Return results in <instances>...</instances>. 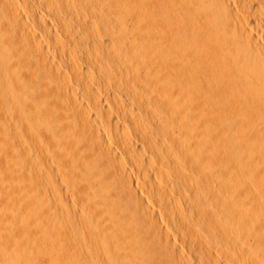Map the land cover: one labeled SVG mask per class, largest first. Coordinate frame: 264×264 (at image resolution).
<instances>
[{
	"label": "bare ground",
	"instance_id": "6f19581e",
	"mask_svg": "<svg viewBox=\"0 0 264 264\" xmlns=\"http://www.w3.org/2000/svg\"><path fill=\"white\" fill-rule=\"evenodd\" d=\"M0 23V136L37 152L0 189V264H264V0H0ZM38 205L68 256L18 254L8 207Z\"/></svg>",
	"mask_w": 264,
	"mask_h": 264
},
{
	"label": "rangeland",
	"instance_id": "374dc122",
	"mask_svg": "<svg viewBox=\"0 0 264 264\" xmlns=\"http://www.w3.org/2000/svg\"><path fill=\"white\" fill-rule=\"evenodd\" d=\"M43 13L45 14H50L48 11H46L45 9L42 10ZM40 11V12H42ZM47 14V16L49 17V15ZM51 18L53 17V15L51 14L50 16ZM37 20L34 19V22L36 21V23H34V26L35 28L38 30V31H42L46 25L45 23H43V21H39L40 19H38V17H35ZM50 22V20H47ZM47 23V24H50V23ZM1 24V23H0ZM44 24V25H43ZM49 35V34H48ZM8 40V39H7ZM9 41V40H8ZM8 41H6L8 43ZM6 43V45H7ZM9 44V43H8ZM19 97V96H17ZM17 97H10L9 100L12 102H14L13 104L15 103H18V102H21L20 100L18 101V99L20 98H17ZM2 98V97H0ZM13 98H17V100L15 101ZM11 102V103H12ZM21 104V103H19ZM3 111H2V107H0V116L3 115L2 114ZM32 127H29L27 130L28 132L30 131ZM36 128H38L37 130L40 131V128L35 126V130H34V126L33 128L31 129V131H35V134L38 132L36 130ZM17 131H15L12 135L15 137L17 135L16 133ZM33 135H34V132L31 133V135H28L27 137V141L28 143H24L22 145H25L26 149L24 148V146L20 145L21 147H23L22 149L20 148V146H18V144L15 146V145H12V144H9V141H11V139L9 137H4V136H0V189H4L6 194L9 195V196H14L16 195L15 192L17 190V187L19 184H22V180L23 178L25 177V174L26 176H30V170H28V167L27 168H24L25 165H26V162L28 163V161L30 160L29 159V156L32 154V153H37L35 152L34 146H32L34 144V140H33ZM31 136V137H30ZM2 137V138H1ZM32 138V139H31ZM7 139V140H6ZM6 140V141H5ZM5 141V142H4ZM5 146H3L2 144ZM55 144L53 145V147H55ZM8 145H12V146H8ZM14 146V147H13ZM18 146V147H17ZM12 147V148H11ZM5 148V149H4ZM19 148V149H18ZM57 148V147H55ZM9 150V151H7ZM20 150V152H19ZM31 150V151H30ZM11 151V152H10ZM25 151V152H24ZM31 154H29V153ZM21 153V154H19ZM7 154V155H6ZM13 154V155H12ZM16 154V155H15ZM29 154V156H28ZM12 155V156H11ZM37 155V154H36ZM38 155L41 156L42 155V158L43 159L45 157L46 159V152H39L38 151ZM20 156V157H19ZM22 156V157H21ZM29 159H27L26 158ZM3 157V158H2ZM25 157V158H24ZM17 158V159H16ZM9 159V160H8ZM21 159V160H20ZM6 160V161H5ZM13 160V162H12ZM27 160V161H26ZM44 160V159H43ZM5 161V162H4ZM22 161V162H20ZM25 162V163H24ZM3 163V164H2ZM6 163V165H5ZM11 163V164H10ZM18 165V166H17ZM23 165V166H22ZM19 167V168H18ZM23 167V168H22ZM30 171V172H29ZM23 175V176H22ZM14 176V177H13ZM36 177V175H35ZM10 178V179H9ZM12 178V179H11ZM26 178V177H25ZM37 178V177H36ZM20 179V180H19ZM27 179V178H26ZM29 179V178H28ZM7 180V181H6ZM36 183L39 185V181H38V178L35 179V183L30 185L29 188L31 187L33 189V187L35 189H37V185ZM8 184V185H7ZM3 187V188H2ZM11 187V188H10ZM16 187V188H15ZM7 188V189H6ZM13 188V189H12ZM7 190V191H6ZM15 190V191H14ZM24 190V189H23ZM28 190V189H27ZM14 191V192H13ZM34 190L31 191L30 189V193H32ZM12 192V193H11ZM38 191H34L30 196L31 198L33 197H37L38 195ZM35 194V195H34ZM33 196V197H32ZM49 203V202H48ZM55 205V204H54ZM44 206V207H43ZM43 206H33L31 207L30 209H26V210H23V211H20V213L18 212L17 213V210L14 211V209L12 208V206H9L8 210L7 211V214H6V217L9 221H12L15 223L16 225V230H15V236L16 238H20L18 239V242L19 244H21L18 248V254H35L33 253V249H36L35 252H37L36 254H40V252H42L41 254H55L57 256H59V258H63V257H66L68 256L69 254H67V242H58L55 240L56 238V235H57V232L59 231V225L56 224L55 222V218L53 217L52 214L49 213L48 211V205H43ZM56 209H57V206H54ZM41 208V209H40ZM12 211V212H11ZM58 211V209H57ZM56 211V213H57ZM27 215V216H26ZM39 215V216H38ZM21 216V217H20ZM38 216V217H37ZM27 217V218H26ZM23 218H24V221H23ZM33 218V219H32ZM34 220V221H33ZM23 221V222H22ZM29 221H31L29 223ZM27 222V223H26ZM36 222V223H35ZM50 222V223H49ZM25 224V225H22ZM32 223V225H31ZM34 223V224H33ZM42 223V224H41ZM53 226H52V225ZM58 225V226H57ZM29 228V229H28ZM32 229V230H31ZM9 230V229H8ZM20 230V231H19ZM24 230V231H23ZM31 230V231H30ZM58 230V231H57ZM11 231V230H10ZM29 231V233H28ZM24 233V234H23ZM31 234V235H30ZM24 235V236H23ZM33 238V239H32ZM37 240V241H36ZM23 241V242H22ZM34 241V242H32ZM40 241V242H39ZM47 242V243H46ZM40 243V244H39ZM62 243H65L64 245H62ZM32 244H34V246H32ZM62 245V246H61ZM44 246V247H43ZM53 247V248H52ZM173 247H171V250L169 249V254L167 252H165V258L170 260V262L172 261H177V263L179 264H182V262H180V258L179 256H177L175 254V251H174V256H172L173 254V250L172 249ZM66 249V250H65ZM45 251L43 253V251ZM172 252V253H171ZM193 252V253H191ZM168 255H167V254ZM171 253V254H170ZM186 253L187 254H190L192 257H196L194 254H197L195 253L194 251H189L188 249H186ZM172 257H171V256ZM177 257V258H176ZM164 259V257H163ZM164 260V261H167V260ZM179 259V260H178ZM121 262V261H119ZM118 264H121L119 263Z\"/></svg>",
	"mask_w": 264,
	"mask_h": 264
}]
</instances>
